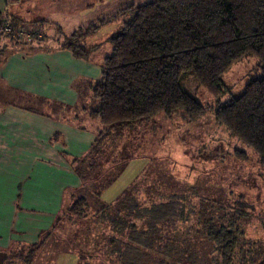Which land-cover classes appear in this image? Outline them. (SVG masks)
<instances>
[{"label":"trees","instance_id":"obj_1","mask_svg":"<svg viewBox=\"0 0 264 264\" xmlns=\"http://www.w3.org/2000/svg\"><path fill=\"white\" fill-rule=\"evenodd\" d=\"M120 14L127 19L108 39L111 49L101 61L100 77L84 81L96 139L83 156L72 160L81 187L67 214L72 222L82 221L85 241L91 242L85 247L95 253L86 256V250L79 249V264H93L96 257L97 264H264L262 249L241 250L237 258L241 235L235 220L201 219L196 204H185L189 196L153 193L156 187L142 172L113 201L102 199L127 164L142 158L131 151L126 133L160 113H180L194 121L210 111L264 167V0H151L130 4ZM113 19L102 18L64 35L62 46L74 57L87 59L98 46L89 38ZM11 22L16 29L22 21L11 15ZM34 37L10 35L0 52L28 46ZM247 55L258 59L260 76L240 95L221 102L228 90L223 75ZM189 73L198 88L213 97L212 104H202L184 89ZM73 86L81 88L79 82ZM60 221L62 217L52 232ZM42 242L30 247L29 256Z\"/></svg>","mask_w":264,"mask_h":264},{"label":"crops","instance_id":"obj_2","mask_svg":"<svg viewBox=\"0 0 264 264\" xmlns=\"http://www.w3.org/2000/svg\"><path fill=\"white\" fill-rule=\"evenodd\" d=\"M41 1L28 0L22 14L13 1L0 0L1 15L22 21L16 28L28 26L27 16L39 20L30 29L37 34L30 45L0 52V252L13 259L28 256L31 246L50 236L63 206L81 187L72 160L88 151L97 129L84 81L100 77L106 54L97 48L79 59L62 46V34L100 20L90 19V0H53L44 6ZM103 28L88 41H97ZM61 254L79 264L71 251Z\"/></svg>","mask_w":264,"mask_h":264},{"label":"rangeland","instance_id":"obj_3","mask_svg":"<svg viewBox=\"0 0 264 264\" xmlns=\"http://www.w3.org/2000/svg\"><path fill=\"white\" fill-rule=\"evenodd\" d=\"M52 1L42 0L41 4L48 5ZM147 1L151 0H90V19L94 16L99 19L114 17L108 25L102 26L104 28L97 35L94 42L98 44L97 48L105 55L110 52V35L127 19L126 15L120 14L121 8ZM11 2L18 5L22 14L29 7L28 0ZM34 17L27 16L26 19L31 22L26 29L35 26L33 22H39ZM97 22L91 20L89 24ZM185 76L184 89L202 104H212L213 97L198 88L195 77L190 73ZM259 76L258 59L244 56L223 75L222 82L228 90L221 97V102L228 101L231 95H240L245 85ZM126 135L129 145L134 148L131 150L133 154L139 153L143 159L136 158L127 164L114 183L103 192L104 201H113L142 172L148 183L156 187L151 189L153 193L178 192L189 196V202L186 200L187 203H183L196 204L201 219L212 216L219 222L235 220L237 232L241 235L235 249L237 258L241 250L262 249L264 255V167L259 164L256 153L219 125L210 111L194 121H187L180 113L170 117L160 113L141 127H132ZM145 154L148 161L143 157ZM71 201L63 206L59 215L62 221L52 235L43 236L42 244L34 249L31 256L6 258L5 264H71L72 260H66L61 252L71 251L78 257L81 248L86 250V256L93 255L95 250L86 248L91 242L88 244L85 241L82 221L69 220L71 215L68 216L67 210ZM198 230L201 235L203 230ZM203 247L199 246L202 250L205 249ZM96 259H93V264H97Z\"/></svg>","mask_w":264,"mask_h":264},{"label":"built area","instance_id":"obj_4","mask_svg":"<svg viewBox=\"0 0 264 264\" xmlns=\"http://www.w3.org/2000/svg\"><path fill=\"white\" fill-rule=\"evenodd\" d=\"M10 35L30 39L33 35L36 36L37 34L30 32V30L26 28L14 29L12 27L11 17L7 14V12H3L0 18V49Z\"/></svg>","mask_w":264,"mask_h":264},{"label":"water","instance_id":"obj_5","mask_svg":"<svg viewBox=\"0 0 264 264\" xmlns=\"http://www.w3.org/2000/svg\"><path fill=\"white\" fill-rule=\"evenodd\" d=\"M8 258V254L6 252H0V264H5V259Z\"/></svg>","mask_w":264,"mask_h":264}]
</instances>
